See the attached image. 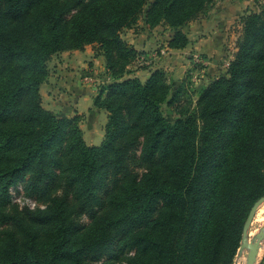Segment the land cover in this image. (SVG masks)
I'll use <instances>...</instances> for the list:
<instances>
[{
	"label": "trees",
	"instance_id": "trees-1",
	"mask_svg": "<svg viewBox=\"0 0 264 264\" xmlns=\"http://www.w3.org/2000/svg\"><path fill=\"white\" fill-rule=\"evenodd\" d=\"M218 1L0 0V264H234L264 196V4L198 88L192 71L175 85L141 64L123 35L162 25L186 49L185 27ZM87 45L110 77L99 145L41 95L52 57ZM20 185L34 206L14 201Z\"/></svg>",
	"mask_w": 264,
	"mask_h": 264
},
{
	"label": "crops",
	"instance_id": "crops-1",
	"mask_svg": "<svg viewBox=\"0 0 264 264\" xmlns=\"http://www.w3.org/2000/svg\"><path fill=\"white\" fill-rule=\"evenodd\" d=\"M220 1L224 0H219L218 2ZM229 15H223V20L226 21ZM222 30H224L223 22L219 25L217 22V34H213L212 36L208 34V37L193 43L195 50L200 51L210 59L215 56L212 59V63L210 62L209 67L217 72V76L225 74L229 64L225 62L224 65H220L223 60L222 54L227 39V36H224ZM143 31V34L133 32L134 37L139 38L134 41L130 40L129 42L133 44L137 50L145 53L144 56L147 57L148 61L149 59L151 61V58L153 59L152 61H154L155 58L151 55L149 56L150 52L148 51L152 49L155 50L156 47H158L156 44L159 42L156 43L151 34L145 35V33L148 32L147 29ZM168 39L162 42L161 45L163 46H159L161 49L157 50L155 53V57H157L155 61L156 66L151 65L149 66L150 69L153 67L159 68L165 66L173 60L172 58H165L163 55L182 53V50L170 49L167 46ZM51 61H53L52 70L50 69ZM177 61L178 60H176V62ZM49 69L50 75L41 86L44 107L59 116L71 117L77 114L81 115V128L87 144H101L108 114L105 110L96 108L94 101L98 95L96 86L100 83L109 82L110 80L104 57L96 55L93 45H87L82 50H69L54 55L49 62ZM148 72L149 71L146 73L147 76L149 74ZM84 76H89L91 81H85ZM179 82L174 84L178 85Z\"/></svg>",
	"mask_w": 264,
	"mask_h": 264
},
{
	"label": "rangeland",
	"instance_id": "rangeland-1",
	"mask_svg": "<svg viewBox=\"0 0 264 264\" xmlns=\"http://www.w3.org/2000/svg\"><path fill=\"white\" fill-rule=\"evenodd\" d=\"M263 4H264L263 0H224V1H220L216 3L209 10L207 14L189 23L185 27V31L188 33L189 40H190L188 48L182 50V53H178V54L170 53L168 55H163L165 56V58H172L173 60L170 61L167 65L161 66L159 68H163L164 70H166V72L169 75V78L171 79V82L173 83H178L182 77H185L190 71H192V73L194 74L193 82H194L195 88H198L204 84H207L210 80H212L213 78L217 76V72H215L214 69L209 67L210 62L212 63V59L215 56H213L210 59L209 57L205 56L200 51L195 50V48L193 47V43L199 41L200 39L208 37V34L211 36L213 34H217V22H218V25L221 24V22H223L224 30H222V32H224V36H227V39L225 43V49L222 54L223 60L221 61L220 65H224L225 62L229 63L233 59L234 54L237 51L236 43L241 33V29H242V26L240 23L241 16L247 13H251V12H260L261 9L263 8ZM225 14H228V15L230 14L233 16L229 15L225 21L223 20V15ZM147 31L148 32L145 33V35L151 34L154 37L155 42L156 43L159 42L156 44V46L158 47H156L155 50L148 49L149 50L148 52H150L149 56L151 55L152 57L155 58V60L152 61L153 59L151 58V61H150L149 59L150 64L140 62L141 64H145L146 66H151V65H155V61L157 58L155 57L156 56L155 53L157 50L161 49V47L159 46L162 44V42L170 38V28L161 25L152 30L147 29ZM133 32L137 34L144 33L141 26H138L135 29L133 28V29L125 30L123 33L124 38H126L128 41L130 40L134 41L138 39L139 37H134ZM195 54H200L202 57L204 56L203 58L206 59L207 60L206 62L208 63L206 67L201 68L200 66H198L197 63L194 62ZM176 60L178 61L176 62ZM196 67H198L199 69H197ZM50 69L51 70L53 69V61H51L50 63ZM133 71L135 75L139 76L142 80H145L147 78L146 73L149 70L144 69V67L142 66V67L134 68ZM199 72L200 74H198ZM196 74H198L197 79H195ZM164 111H165V115L170 120L174 118L173 113L168 108V106H164ZM12 193H13L14 201L18 202L20 205L22 206L25 204H28L30 206L35 205V202L33 200L27 198L24 195L21 185L13 189ZM263 226H264V204L259 208L255 216V219L253 221V224L250 228V232L251 231L255 232L252 236H250V232H249L250 239H255L258 232L261 230ZM261 250H262L261 252L262 254L259 255V260L257 264H264V247ZM238 254H239V251L237 252V255ZM236 257H235V260H236ZM235 260H234V264H235Z\"/></svg>",
	"mask_w": 264,
	"mask_h": 264
},
{
	"label": "water",
	"instance_id": "water-1",
	"mask_svg": "<svg viewBox=\"0 0 264 264\" xmlns=\"http://www.w3.org/2000/svg\"><path fill=\"white\" fill-rule=\"evenodd\" d=\"M264 204V196L255 202L245 222L239 253L247 249L249 252L247 264H257L259 249L264 241V226L258 232L255 239H250L249 232L259 208Z\"/></svg>",
	"mask_w": 264,
	"mask_h": 264
},
{
	"label": "built area",
	"instance_id": "built-area-1",
	"mask_svg": "<svg viewBox=\"0 0 264 264\" xmlns=\"http://www.w3.org/2000/svg\"><path fill=\"white\" fill-rule=\"evenodd\" d=\"M206 61L207 60L204 59L200 54H195L194 55V62L197 63L198 65H202V66L206 67V65L208 64ZM140 62H142V63H149L147 57H145V56H142L141 57ZM198 74H200V72ZM198 74L195 75V79H197ZM84 80L85 81H88V82L91 81L89 76H84ZM100 84H98V85H100ZM98 85L96 86V88H98Z\"/></svg>",
	"mask_w": 264,
	"mask_h": 264
},
{
	"label": "bare ground",
	"instance_id": "bare-ground-1",
	"mask_svg": "<svg viewBox=\"0 0 264 264\" xmlns=\"http://www.w3.org/2000/svg\"><path fill=\"white\" fill-rule=\"evenodd\" d=\"M255 232L254 231H251L250 232V236H252ZM264 247V241L262 243V246L261 248L259 249V255H261L262 253V248ZM249 251L247 249H245L244 251L240 252L237 257H236V260H235V264H247V259H248V253ZM258 255V257H259ZM259 260V258H258Z\"/></svg>",
	"mask_w": 264,
	"mask_h": 264
}]
</instances>
